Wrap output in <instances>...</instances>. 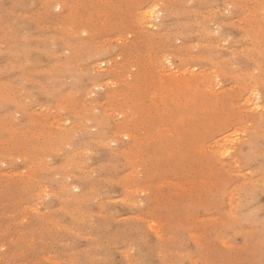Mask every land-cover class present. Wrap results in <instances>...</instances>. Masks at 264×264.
<instances>
[{
    "label": "rangeland",
    "instance_id": "obj_1",
    "mask_svg": "<svg viewBox=\"0 0 264 264\" xmlns=\"http://www.w3.org/2000/svg\"><path fill=\"white\" fill-rule=\"evenodd\" d=\"M0 264H264V0H0Z\"/></svg>",
    "mask_w": 264,
    "mask_h": 264
},
{
    "label": "bare ground",
    "instance_id": "obj_2",
    "mask_svg": "<svg viewBox=\"0 0 264 264\" xmlns=\"http://www.w3.org/2000/svg\"><path fill=\"white\" fill-rule=\"evenodd\" d=\"M107 77V76H106ZM58 259V258H57ZM54 260V259H53Z\"/></svg>",
    "mask_w": 264,
    "mask_h": 264
}]
</instances>
